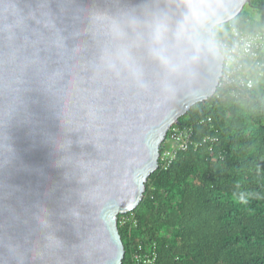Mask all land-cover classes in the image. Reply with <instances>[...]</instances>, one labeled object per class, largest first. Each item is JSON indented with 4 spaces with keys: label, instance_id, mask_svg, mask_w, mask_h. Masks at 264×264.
I'll list each match as a JSON object with an SVG mask.
<instances>
[{
    "label": "water",
    "instance_id": "95a60500",
    "mask_svg": "<svg viewBox=\"0 0 264 264\" xmlns=\"http://www.w3.org/2000/svg\"><path fill=\"white\" fill-rule=\"evenodd\" d=\"M115 3L0 0V264H122L117 216L169 128L217 90L223 61L166 102L92 76L86 13ZM247 3L225 0V22Z\"/></svg>",
    "mask_w": 264,
    "mask_h": 264
},
{
    "label": "trees",
    "instance_id": "16d2710c",
    "mask_svg": "<svg viewBox=\"0 0 264 264\" xmlns=\"http://www.w3.org/2000/svg\"><path fill=\"white\" fill-rule=\"evenodd\" d=\"M232 27L264 35V0L225 22V39ZM258 60L251 88L218 87L179 119L193 125L192 143L148 176L130 212L136 224L117 222L122 264L140 243L155 255L149 264H264V49ZM236 191L248 194L246 203Z\"/></svg>",
    "mask_w": 264,
    "mask_h": 264
},
{
    "label": "clouds",
    "instance_id": "9594fccd",
    "mask_svg": "<svg viewBox=\"0 0 264 264\" xmlns=\"http://www.w3.org/2000/svg\"><path fill=\"white\" fill-rule=\"evenodd\" d=\"M86 17L93 48L88 72L152 102L175 100L203 65L233 51L221 34L225 0H116L112 8L89 9ZM234 195L247 202V193Z\"/></svg>",
    "mask_w": 264,
    "mask_h": 264
},
{
    "label": "built area",
    "instance_id": "2783aa9c",
    "mask_svg": "<svg viewBox=\"0 0 264 264\" xmlns=\"http://www.w3.org/2000/svg\"><path fill=\"white\" fill-rule=\"evenodd\" d=\"M226 41L233 51L230 58L223 60V72L217 88H229L232 92L234 89L242 87L251 88L254 81L249 74V68L261 65L258 58L264 49V35L250 34L232 27ZM192 137V124L172 125L161 142L159 163L167 168L180 152L188 149L192 143ZM120 215L117 219L120 224L129 222L136 224L132 213L127 212ZM154 258L155 255L150 250L146 253L143 252V246L140 243L133 248L131 264H149Z\"/></svg>",
    "mask_w": 264,
    "mask_h": 264
}]
</instances>
